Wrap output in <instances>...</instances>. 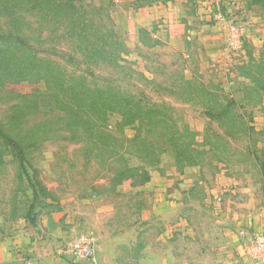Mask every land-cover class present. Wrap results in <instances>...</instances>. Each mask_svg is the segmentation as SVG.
<instances>
[{
	"label": "rangeland",
	"instance_id": "374dc122",
	"mask_svg": "<svg viewBox=\"0 0 264 264\" xmlns=\"http://www.w3.org/2000/svg\"><path fill=\"white\" fill-rule=\"evenodd\" d=\"M86 1L95 16L90 31L101 36L112 27L122 49L123 69L78 55L81 67L93 64L91 83L172 106L199 146L210 140L216 148L206 150L215 152L195 158V166L177 161L171 148L153 168L128 157V166L146 168L150 179L140 186L118 181L124 165L57 109V90L40 80L0 84V130L25 156L23 170L19 151L0 138V225L25 232L22 220L56 214L66 252L80 236L95 240L89 261L67 252L68 264H264L246 251L264 236V10L254 0ZM28 21L38 27V16ZM231 27L242 33L236 48ZM55 41L36 47L56 57L80 51L78 44ZM184 80L234 97L252 132L218 124L208 104L191 101ZM108 131L118 138L136 134L118 115H110Z\"/></svg>",
	"mask_w": 264,
	"mask_h": 264
},
{
	"label": "trees",
	"instance_id": "16d2710c",
	"mask_svg": "<svg viewBox=\"0 0 264 264\" xmlns=\"http://www.w3.org/2000/svg\"><path fill=\"white\" fill-rule=\"evenodd\" d=\"M86 2L0 0V20L4 21L0 27V84L5 86L18 80H40L57 90L53 95L57 109L72 116L71 123L77 130L89 132L91 143L95 145L101 141L102 150L108 158L116 160L118 166L124 165V169L117 172L118 181L132 179L134 186L147 183L150 177L146 168L157 166L161 154L167 148L174 150L177 161L184 160L185 164L194 166L199 163L195 158L200 160L214 153L212 149L206 150L207 146L216 148L210 140H207V146H199L198 135L172 106L151 102L143 95L129 94L113 85L91 83L93 69L90 65L93 64L81 67L78 55L88 61H101L116 69H123L119 63L122 49L112 27H105V33L101 36L95 34V30L90 31L96 25L95 16H89ZM254 2L264 10V0ZM91 7L95 10L93 5ZM32 15L38 16V27L28 21ZM51 26L56 29L55 32L46 29ZM57 37L78 44L80 51L56 57L52 49H48L51 55H46L36 47V44H53L57 42ZM182 82L183 86L194 92L191 101L199 99L201 103L208 104L206 109L209 116L216 119L218 124L227 122L233 126L232 129L241 133L252 132L250 122L246 121L244 115L238 114L244 108L238 105L234 97L219 88H215V93H212L208 85L203 83L194 85L189 80ZM110 115H118L122 126H133L136 134L132 138H118L112 132H105ZM0 138L7 146L19 151L24 170V153L13 138L2 130ZM214 138L219 139L218 136ZM128 157L137 158L146 168H130ZM33 217L36 216H31L32 224Z\"/></svg>",
	"mask_w": 264,
	"mask_h": 264
},
{
	"label": "crops",
	"instance_id": "0c3cea01",
	"mask_svg": "<svg viewBox=\"0 0 264 264\" xmlns=\"http://www.w3.org/2000/svg\"><path fill=\"white\" fill-rule=\"evenodd\" d=\"M215 44L216 48L221 46L220 41ZM36 214L34 224L28 219L21 221L28 227L25 232L11 231L9 225H0L1 229H7L6 234L0 231V264H68L70 258L64 250L67 236L62 232L59 217Z\"/></svg>",
	"mask_w": 264,
	"mask_h": 264
},
{
	"label": "built area",
	"instance_id": "2783aa9c",
	"mask_svg": "<svg viewBox=\"0 0 264 264\" xmlns=\"http://www.w3.org/2000/svg\"><path fill=\"white\" fill-rule=\"evenodd\" d=\"M231 31L233 37L230 41V46L236 48L237 45H240L242 33L235 27H231ZM250 246L253 247L250 250H246L248 255L264 262V236L259 237L256 242H252ZM68 250L67 252L75 261H89L95 251V240L89 235L80 236Z\"/></svg>",
	"mask_w": 264,
	"mask_h": 264
}]
</instances>
